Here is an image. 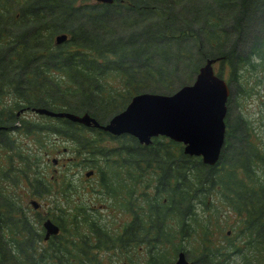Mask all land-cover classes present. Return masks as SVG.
Returning <instances> with one entry per match:
<instances>
[{"label":"trees","instance_id":"1","mask_svg":"<svg viewBox=\"0 0 264 264\" xmlns=\"http://www.w3.org/2000/svg\"><path fill=\"white\" fill-rule=\"evenodd\" d=\"M57 33L66 38L55 42ZM211 57L229 85L213 164L163 135L142 144L29 109L86 112L102 123L136 92L189 83ZM253 75L264 80V0H0V264H118L114 254L136 264L142 251L149 263L170 264L167 252L177 250L188 264H264V140L244 113ZM65 149L64 170L48 174L45 163ZM78 161L98 179L89 189L131 215L113 237L95 207L70 197L63 173ZM47 196L58 199L51 210L59 213L46 216L59 230L43 239L45 215L30 200ZM217 206L235 220L221 240L208 228Z\"/></svg>","mask_w":264,"mask_h":264},{"label":"water","instance_id":"2","mask_svg":"<svg viewBox=\"0 0 264 264\" xmlns=\"http://www.w3.org/2000/svg\"><path fill=\"white\" fill-rule=\"evenodd\" d=\"M65 38L64 33H57L54 41L58 43ZM215 60L212 57L206 58L198 66L190 83L182 84L170 93L141 91L133 94L121 110L102 123L86 112L74 113L44 106H31L29 109L48 116L65 117L115 135L127 133L144 144L150 141L151 136L164 135L180 141L184 153L199 155L203 162L211 164L218 157L223 143V117L228 94L226 81L213 71L212 63ZM90 172L91 170L85 171V175ZM30 202L33 206L37 205L35 200ZM42 225L45 229L44 238L58 229L48 218ZM171 264H188L183 251L177 252Z\"/></svg>","mask_w":264,"mask_h":264},{"label":"rangeland","instance_id":"3","mask_svg":"<svg viewBox=\"0 0 264 264\" xmlns=\"http://www.w3.org/2000/svg\"><path fill=\"white\" fill-rule=\"evenodd\" d=\"M219 68V64L217 62H215L213 64V69L215 71H218ZM254 77V75H253ZM255 78V77H254ZM253 81V80H252ZM251 82V81H250ZM249 83V82H248ZM259 86H264V80L261 82V84ZM258 86V87H259ZM257 88V86H256ZM261 92V95H259V93ZM258 94H251V97L249 98L248 102H246V109L244 112L245 116L249 117L250 119H252V121H254L256 126H260V133L262 134L263 140H264V103L261 102L262 99H264V90L260 89ZM261 99V100H260ZM232 110L235 112L237 109L234 110V107H232ZM230 111V112H233ZM233 112V113H234ZM241 113H243L242 110H240ZM236 113V112H235ZM244 115V114H243ZM70 154V152L68 151V149L65 150H61L58 151L57 153L53 154L54 156H56L59 160L58 163H45L48 166L47 173L50 174V172L53 173H59L58 171H63L62 168L63 166L60 164L62 161H66L65 157H68ZM50 157V156H49ZM44 164V163H42ZM87 170V167L83 168V165L81 163H79V161L76 164H72L70 166H68L67 170L64 171L63 174H65V178H70L66 179V181H71V187L73 188L74 186V191L72 190L71 192V199L75 200V197H77V199L75 200L76 202L80 201L81 205H85L86 210H88V212L90 211V208L93 206L95 207L94 210H92L91 213H94V211L96 212L95 215H92L93 217H95L97 219V222L102 225L104 227V229L108 232H110L111 236H115L117 234V232L120 230V227L123 225V223L125 222V220H127L128 218H130V214L127 212V208H125L124 206H122V203L118 204L117 200H113L112 197H106L104 195L103 192H96L93 191V189H89V187H95L97 186V177L93 174L90 175V177H85L84 171ZM61 173V172H60ZM49 194H54L56 195V193L53 191V189L51 190V192ZM48 198L51 199V201L46 200V202H43V199L40 198L37 201L39 202V207H38V213L43 214L44 212H49V213H59L58 210H51V207L54 206L55 203L54 200L56 201V203L58 202V199L56 198V196H47ZM80 198V200L78 199ZM74 202V203H76ZM28 204V202H27ZM60 206H64L65 203L63 202L62 204L59 203ZM111 208H109V207ZM90 207V208H88ZM218 207L217 210V214L214 217H211V219H213V224L211 225V227H208L210 229V232L212 234V236L214 235V239L215 237L218 238V240H221L223 238L222 235H226V234H230L232 233L231 226L232 224H235V220L232 219V214L228 211V209L226 208V206H222V207ZM214 210V208H213ZM68 212L71 214V211ZM68 213V215H70ZM66 214V212H65ZM197 214L198 216H200V211L197 210ZM47 215V214H45ZM54 215V214H53ZM52 216V215H51ZM69 219H71V216L69 217ZM232 219V220H231ZM88 223V222H87ZM87 223L85 224V222H82L80 224L79 227H82L83 232L87 233L88 230V226ZM232 223V224H231ZM85 224V225H84ZM197 228V233H201V226L202 224H198ZM67 227L68 226L67 224ZM87 229V230H86ZM84 234H82L83 236ZM178 246V244H177ZM196 247V244L194 242H191L189 244H186V247ZM168 256L171 257L172 259L174 258V255L170 254V251L167 252ZM148 257V251H142V253L136 254L135 256V260H136V264H148L147 260ZM112 258V263L113 262H118V264H126L124 262L119 261L118 255L114 254L111 255ZM118 258V260L116 259ZM232 260H236L234 258V256L231 257ZM121 260V259H120Z\"/></svg>","mask_w":264,"mask_h":264}]
</instances>
